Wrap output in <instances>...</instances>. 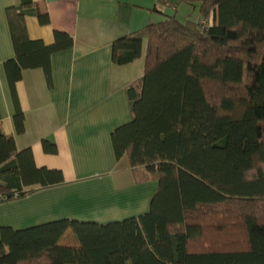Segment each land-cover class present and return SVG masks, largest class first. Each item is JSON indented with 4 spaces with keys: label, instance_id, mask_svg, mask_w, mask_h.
<instances>
[{
    "label": "trees",
    "instance_id": "1",
    "mask_svg": "<svg viewBox=\"0 0 264 264\" xmlns=\"http://www.w3.org/2000/svg\"><path fill=\"white\" fill-rule=\"evenodd\" d=\"M162 16L117 38L111 60L141 55L144 69L125 88L131 113L111 133L117 159L127 157L136 184L156 181L149 210L119 221L69 218L21 229L3 227L0 264H264V0H158ZM180 3L198 8L181 22ZM162 6H171L173 14ZM14 57L4 62L14 86L41 68L51 85V55L73 38L31 39L26 18L49 23L41 1L5 10ZM16 133L24 115L16 106ZM43 146L56 152L54 143ZM64 181L17 150L0 118V195L7 200ZM6 200V201H7Z\"/></svg>",
    "mask_w": 264,
    "mask_h": 264
},
{
    "label": "crops",
    "instance_id": "2",
    "mask_svg": "<svg viewBox=\"0 0 264 264\" xmlns=\"http://www.w3.org/2000/svg\"><path fill=\"white\" fill-rule=\"evenodd\" d=\"M44 3L49 23L26 18L31 39L53 41V30L73 38L70 48L51 55L52 83L41 68L25 69L9 87L4 62L14 57L5 10L19 0H0V118L17 150L29 147L36 167L61 170L60 184L0 203L1 229H21L61 218L107 223L149 210L156 181L136 184L126 156L116 158L112 131L131 113L125 88L144 69L146 40L138 59L116 65L114 40L151 22L158 0H34ZM16 106L24 115V131L16 133ZM43 140L54 143L48 151Z\"/></svg>",
    "mask_w": 264,
    "mask_h": 264
},
{
    "label": "rangeland",
    "instance_id": "3",
    "mask_svg": "<svg viewBox=\"0 0 264 264\" xmlns=\"http://www.w3.org/2000/svg\"><path fill=\"white\" fill-rule=\"evenodd\" d=\"M162 9L165 13L173 14L174 9L171 6H162ZM152 22H157L161 20L162 16L157 12L153 11L151 13ZM176 17L181 21H185L186 19L197 20L198 8L192 5H187L185 3H180V5L176 9Z\"/></svg>",
    "mask_w": 264,
    "mask_h": 264
},
{
    "label": "built area",
    "instance_id": "4",
    "mask_svg": "<svg viewBox=\"0 0 264 264\" xmlns=\"http://www.w3.org/2000/svg\"><path fill=\"white\" fill-rule=\"evenodd\" d=\"M15 198H17V197H15ZM6 200H7V197L6 196H1L0 195V203L4 202Z\"/></svg>",
    "mask_w": 264,
    "mask_h": 264
}]
</instances>
